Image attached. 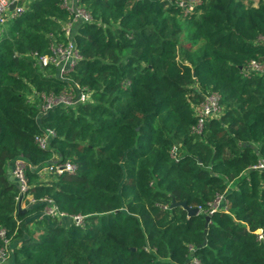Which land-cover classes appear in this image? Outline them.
Masks as SVG:
<instances>
[{
    "label": "trees",
    "instance_id": "1",
    "mask_svg": "<svg viewBox=\"0 0 264 264\" xmlns=\"http://www.w3.org/2000/svg\"><path fill=\"white\" fill-rule=\"evenodd\" d=\"M81 3L93 21L75 35L81 59L69 76L92 91L88 103L39 107L37 94L67 85L36 58L65 41L61 0H32L0 31L7 264H264V170L252 168L264 160V71L249 67L264 62V0H201L189 13L180 0ZM214 92L221 112L196 131V108ZM45 128L54 136L41 148ZM19 157L28 192L84 225L40 218V202L19 211ZM66 160L74 174L38 171Z\"/></svg>",
    "mask_w": 264,
    "mask_h": 264
},
{
    "label": "built area",
    "instance_id": "2",
    "mask_svg": "<svg viewBox=\"0 0 264 264\" xmlns=\"http://www.w3.org/2000/svg\"><path fill=\"white\" fill-rule=\"evenodd\" d=\"M31 1L32 0H0V26L5 25L12 18L20 15ZM200 3L201 0H180V5L184 8L185 13L192 12ZM13 4L14 6L12 7ZM61 6L65 8L70 15L68 20L63 24L65 41H60L55 37L51 43V52L36 55V58L42 67H54L57 76L62 81L67 82V85L59 95L54 93L49 95L44 93L37 94L42 98V102L39 103L41 113H47L50 109L57 106L75 107L92 100V91L88 87L80 85L77 81L73 80L72 77L70 78L69 73L74 71L78 61L81 59L80 51L75 42V35L78 33L79 27L85 23L92 22L93 17L90 11L81 3V0H61ZM249 67L255 71H264V62L252 61ZM30 97L33 99L35 96L30 95ZM220 112V95L216 92L207 95L204 102L196 108L198 116V123L195 128L196 131H201L204 123L210 118L218 116ZM53 136L54 131L45 128L43 133L35 137V140L41 148H46ZM174 155H176V152ZM26 167V161L22 157L15 159L12 165V174L18 182L20 190L18 201L21 200L22 208L26 209L28 206L40 202L44 204L40 218L51 217L61 220L70 219V221L76 225H84V215L67 214L58 208L52 198L43 197L36 199L30 194L28 192L30 185L26 175ZM252 168L264 170V160H260L257 164L253 165ZM76 170V164L70 160L56 161L42 168L38 167V171L42 176L48 173L74 174ZM223 200L224 196L219 195L212 205L210 213L217 211L221 207ZM199 210L201 211L200 208ZM0 235L5 237V231L3 229L0 230ZM259 237L262 238V234H259ZM5 243V246L0 248V264H7L12 249L7 239H5ZM194 262L198 263L195 259Z\"/></svg>",
    "mask_w": 264,
    "mask_h": 264
},
{
    "label": "water",
    "instance_id": "3",
    "mask_svg": "<svg viewBox=\"0 0 264 264\" xmlns=\"http://www.w3.org/2000/svg\"><path fill=\"white\" fill-rule=\"evenodd\" d=\"M14 6V4L12 5V7ZM172 206H182L183 208L187 209L188 211V214L189 216H192V215H196V214H199L200 210L198 207H189L187 205L186 202H173ZM18 209L20 212L24 211V209L22 208V202L21 200L18 201ZM206 217V225H205V234H207V231H208V223L209 221L211 220V215H205ZM206 241H204L205 243Z\"/></svg>",
    "mask_w": 264,
    "mask_h": 264
},
{
    "label": "rangeland",
    "instance_id": "4",
    "mask_svg": "<svg viewBox=\"0 0 264 264\" xmlns=\"http://www.w3.org/2000/svg\"><path fill=\"white\" fill-rule=\"evenodd\" d=\"M245 1L248 2V3H253V4H255V5H258V0H245ZM4 27L6 28V25L0 27V31H2V29H3ZM47 178H49V177H47ZM23 205H25V204H23ZM33 227H34L33 224L30 223V229H32Z\"/></svg>",
    "mask_w": 264,
    "mask_h": 264
}]
</instances>
